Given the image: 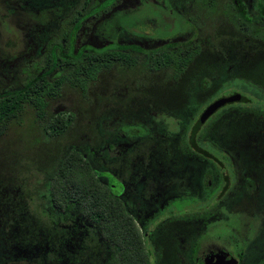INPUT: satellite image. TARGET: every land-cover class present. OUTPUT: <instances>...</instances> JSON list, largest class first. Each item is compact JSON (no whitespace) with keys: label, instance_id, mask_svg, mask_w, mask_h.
I'll use <instances>...</instances> for the list:
<instances>
[{"label":"flooded vegetation","instance_id":"flooded-vegetation-1","mask_svg":"<svg viewBox=\"0 0 264 264\" xmlns=\"http://www.w3.org/2000/svg\"><path fill=\"white\" fill-rule=\"evenodd\" d=\"M0 54L1 94L30 74L54 82L78 57L111 58L96 78L113 73L98 100L97 147L91 159L76 150L95 164L96 217L83 196L60 201L37 190L32 197L0 191V264H264V210L254 229L238 228L226 214L257 193L264 146L223 143L217 123L230 106L255 105L240 87L264 95V83L247 77L249 61L264 56V0H0ZM120 58L130 64L120 66ZM61 81L44 98V115H35L43 139L59 134L43 130L48 121H74L67 107L48 110L75 90ZM164 89L177 92L176 109L153 98ZM229 97L199 122L207 106ZM76 137L88 139L83 131Z\"/></svg>","mask_w":264,"mask_h":264},{"label":"rangeland","instance_id":"rangeland-1","mask_svg":"<svg viewBox=\"0 0 264 264\" xmlns=\"http://www.w3.org/2000/svg\"><path fill=\"white\" fill-rule=\"evenodd\" d=\"M124 23L127 24V17H125ZM21 47L22 45H17L13 52H19ZM0 56L2 55L0 54ZM249 62H253L252 65H250V69L248 68L249 70L247 71L249 80L256 78L264 83V56L260 54L257 58ZM112 79L113 73L111 71L100 73L91 83L83 98L79 93L75 94V92H69L70 94L68 97H70V99H67L68 97L66 98V95L68 92H63L59 99L50 103L48 106L49 111L56 106H63L67 107L65 109L70 110L75 117L74 121L67 126L62 133L46 137L48 139H43L39 135L42 131L41 127L35 123L32 110L24 106L18 117L19 119L10 123L5 133L0 136V191H2L3 194L6 195L7 193L18 190L23 178V173L26 170L30 168V170L33 168L53 169L60 155L63 156L68 150L82 151V149H79L80 147L73 149L69 141L76 137L77 132H81L77 129L80 130L82 124H86L88 120L90 123H87V125H91V127L87 126L83 132H86L88 129H90L88 132L91 131L94 134L98 132L97 120L99 119L95 118L98 110V100L101 94H105L109 89ZM155 81L156 83L160 82L159 79H155L153 82ZM20 82L21 79L17 74H14L13 79L10 81L15 87L18 86ZM0 84H2L1 81ZM141 89L139 93L143 95L145 89H143V91ZM240 89L243 94L252 98L255 105H234L225 109L228 111L226 114L229 115H225L221 122H217L220 124L221 132L223 133V143L226 141V143L231 144L234 143V140H239V143H257V147L262 148L264 146V95L259 96L255 92H250L245 86L240 87ZM213 92L214 90L212 89L210 92H206L205 96L208 97ZM151 94L155 100L161 101V105H164L162 101H165L167 103L165 107L167 108L176 109L174 105H177V100L180 99V97L177 96V92L169 89L152 91ZM257 97L262 98L263 103L258 104ZM68 100H71V103H69ZM131 100L132 102L135 101L133 98ZM85 102H87V104H85ZM136 102L138 103V101ZM179 108L184 111L183 114L185 115L190 114L192 111V108L188 107L186 104L183 105V108ZM123 109L120 108L122 112L125 111ZM109 111L104 113L105 116L108 115ZM219 113L220 112L217 113L216 117ZM135 127L138 128L139 132L142 131L139 124H135ZM99 132L103 134L100 129ZM176 135L173 136L174 141H176V137H178V135ZM218 135L219 134H216V137ZM216 137L215 140H217ZM244 139L246 141H244ZM172 145L173 148H176V143L173 142ZM221 145L223 144L221 143ZM83 152L86 153L85 148ZM261 161L262 165H264V151L263 160ZM196 178L197 174L195 180ZM257 183L259 186L256 190L257 193L242 198L241 201L237 202V206H229L226 209V214H228L229 217L228 221L238 226V228L248 226L254 229L259 225L263 217L264 198L262 197V192L264 178L259 177ZM253 231L248 230V233L251 234ZM248 264H250V262Z\"/></svg>","mask_w":264,"mask_h":264},{"label":"trees","instance_id":"trees-1","mask_svg":"<svg viewBox=\"0 0 264 264\" xmlns=\"http://www.w3.org/2000/svg\"><path fill=\"white\" fill-rule=\"evenodd\" d=\"M78 51V54L81 53V55H83L81 49ZM78 59L79 57L73 58L69 66L63 65L58 80L54 82L48 81L47 77H42L41 80L37 81L33 79L35 74H30L16 89L13 88L6 93H0V133L5 127H8L10 123L19 119L18 117L24 106L32 110L34 115L33 118H35V115L40 117L43 116L45 113L44 98L52 97L57 93V89H55L52 84L58 85L62 82L61 80L65 79L66 83L75 89V94L79 93L83 98L86 94L85 86L89 82L92 83L95 80L97 71L101 67L108 68L112 64L111 58H107L106 56L102 58L89 57L85 59L84 62ZM63 62L65 61L63 60ZM129 64L130 61L127 58H120V66H128ZM72 117L73 115L71 118ZM87 123H90L89 120L86 124H82L80 130H77L84 131L87 126L91 127V125H87ZM69 125L70 123L66 121L63 116H60L48 121L42 126L44 127L43 130L46 132L62 133ZM88 130H86L88 135L87 140H80L74 137L69 142L76 145L78 148L80 147L79 149L83 151L85 148L87 157L90 158L92 157L90 147L95 149L97 145L95 137L92 136L93 132H88ZM81 141L83 143H81ZM88 158L84 160L76 151L69 152L68 150L63 156L60 155L53 169L33 168L30 170V168L23 173L18 191L8 193V196L32 197L36 195V190L43 193L47 198L55 196L59 198L60 201H64V199L69 197L73 198L74 196L80 199V197L83 196V207H86L89 212L93 213V217H96L101 195L95 180V164H92L93 166L91 168L89 165L91 162ZM85 197L87 199H85ZM105 205V211H110V201L105 200ZM39 222L41 227L47 226L44 219L41 218ZM114 223L113 219L109 217V219L105 221V226L111 231V229L115 227Z\"/></svg>","mask_w":264,"mask_h":264},{"label":"water","instance_id":"water-1","mask_svg":"<svg viewBox=\"0 0 264 264\" xmlns=\"http://www.w3.org/2000/svg\"><path fill=\"white\" fill-rule=\"evenodd\" d=\"M232 99H233V97L221 98V99H218V100L214 101L213 103H211L201 113V115L199 117V122H202L209 114H211L216 108H218L224 102L230 101Z\"/></svg>","mask_w":264,"mask_h":264}]
</instances>
